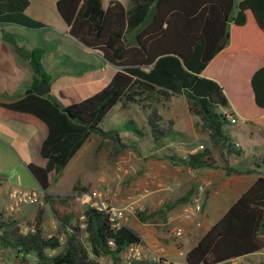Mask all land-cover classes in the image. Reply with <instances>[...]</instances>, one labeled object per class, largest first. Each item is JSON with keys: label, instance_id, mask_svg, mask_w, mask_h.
<instances>
[{"label": "trees", "instance_id": "obj_1", "mask_svg": "<svg viewBox=\"0 0 264 264\" xmlns=\"http://www.w3.org/2000/svg\"><path fill=\"white\" fill-rule=\"evenodd\" d=\"M27 1L0 0V20L31 28L43 26L24 14ZM101 3V0L56 2L74 36L87 46L100 49L108 61L122 66L101 90L66 105L59 104L49 94L29 93L11 101L0 100L2 107L35 114L48 127L40 149L46 165L38 167L29 163V168L44 190L43 197L49 201L59 226L57 234H43L42 206L36 212L32 230L26 233L20 231L16 219L0 217V249L17 258L19 264H100V258L109 260L110 264H162L161 260L149 259L126 263L122 252L128 245L143 241L136 230L127 224L114 227L103 212L88 204L83 209L61 205L65 199H52L46 191L91 133L96 132L112 143L114 157L129 146L118 129L105 130L100 126L114 104L136 103L157 95L168 99L182 94L188 111L208 132L210 146L189 152L185 157L172 156V161L190 169L217 168L213 148H220L222 167L228 174H249L261 168L258 178L228 211L185 251V262L228 264L234 257L257 251L264 243V155L251 168L229 165L226 154L240 155L242 151L235 146L226 125L231 115L236 119H254V123L264 127V0L237 3L236 0H149L148 11L135 19L129 17L128 23L119 1H112L106 10ZM4 37L29 60L34 72L33 86L40 79L49 80L50 75L40 60L42 48L26 49L16 43L13 35L6 33ZM222 58L231 61L228 68L233 70V77L232 73L219 71ZM151 63L147 71L140 67ZM220 107L228 110L224 112ZM161 118L154 109L148 114L153 140L179 134L169 125L162 126ZM123 128L141 133L132 119L126 120ZM74 188H78L76 184ZM190 195L188 191L175 203H164L157 212L167 220L168 211ZM147 215L144 211L136 212L140 220ZM83 222L85 227H81Z\"/></svg>", "mask_w": 264, "mask_h": 264}, {"label": "crops", "instance_id": "obj_2", "mask_svg": "<svg viewBox=\"0 0 264 264\" xmlns=\"http://www.w3.org/2000/svg\"><path fill=\"white\" fill-rule=\"evenodd\" d=\"M112 1L114 0H101L102 9L106 10ZM117 1H119V4L124 9L125 23H128L129 17L135 19L136 16H141L143 12L148 11L151 7L149 0ZM56 2L58 0L27 1L23 12L28 17L42 22L43 26L41 25L37 28L27 27L18 22L0 20V100L11 101L20 97L22 98L28 94L26 93L28 89L34 87V72L29 60L19 54L15 47L5 39L4 34L6 33L13 35L16 43L26 49L42 48L44 53L43 57L40 58L41 64L50 75L48 80L50 92L48 94L61 105L80 101L98 92L112 79L115 72L121 69L122 66H117V64L108 61L100 49L87 46L70 32V25L61 16ZM229 63H231L230 60L222 58L219 63V71L224 74L228 73V75L232 73L233 77V70L228 68ZM151 65L152 63L144 64L140 65V67L147 71ZM64 89L77 90L78 92H82L81 95L83 96L75 99L67 98L59 94V91ZM185 100L184 95L177 94L172 95L168 99L157 95L155 98L152 97L149 100L132 102L126 105L118 102L108 111L100 124L101 128L105 130L111 128L119 130L122 140L129 145L123 150L121 155L126 150L128 152L133 151L135 154L130 152L133 154V164L139 170H151L147 175L144 173L145 175L138 177L136 182L137 189L139 186L140 191L146 185L151 188L150 193L142 200L143 210L141 211L147 209L148 206L152 208L160 203L175 201L180 196L178 195L180 191H184V193L190 192L194 183H196L195 189L199 186L197 197L200 198L202 204L201 213L199 214L201 228L195 231L197 237H195L193 242L189 241L185 236L182 247H177L174 242L171 243L167 234L162 232L158 234L154 233L155 231L153 230L149 232L148 230L144 232L139 231L134 225V220L128 218L127 215L128 221L126 224L136 230L146 244L153 243V237L156 238L157 236V240L160 239V241L164 242V248L166 249V256L164 258L170 264H181L182 261L183 264H186L184 255H179V251L183 250L185 253V251L190 250L198 238L224 215L237 197L258 178L261 171V168L255 167L256 171L249 174H228L222 167L224 165L223 157V163L217 161L219 165L217 168L203 167L190 169V167L184 164L172 161L170 158L172 156L185 157L189 152L193 153L202 149L198 148L199 145H203V147L210 146L208 132L204 131L201 127L202 133L199 134L200 131L196 130L198 118L192 116L188 111ZM229 104L233 110L234 107L230 101ZM138 108L141 110L143 117H140L135 111ZM152 109L161 115L160 124L162 126L166 127L169 125L174 132H178L179 134L176 136L168 135L158 141L153 140L147 124L148 114ZM220 109L224 112L228 110L227 107H220ZM112 115L114 116L113 119L120 117L124 122L122 124H119V122L115 123L111 119ZM128 119L134 120V123L141 132L140 134H135L134 131L123 128V124ZM253 120L243 121H248L255 126L256 128H253V130L241 129L239 126L230 125L233 123H227L226 129L232 137V141L242 151L240 155L226 154L228 164L230 158L245 156L246 153L242 148L247 144H244L242 137H248V140H252L258 133L257 131L264 130V127L254 123ZM47 134V125L35 114L21 113V111L8 109L0 105V199H2V202H0V217L4 220L8 218L16 219L20 228L27 226L25 223L28 221L32 225L37 210L42 206L44 208L42 231L48 230L50 227L59 229L54 217L51 220L46 219L47 216L53 215L50 203L44 199L43 195L40 203L25 204L13 210H9L8 208V192L13 187L38 190L42 194L44 193L38 180L32 174L29 163L38 165V167L46 165V159L40 155V149ZM89 144H94V146L91 147ZM104 144H109L112 147L114 156L112 143L108 140H103L96 132L91 133L80 149L73 154L65 167L71 166L73 161H80L84 164V168L89 170L92 164L90 158L98 154V149ZM247 147L249 148L248 152L251 154L255 150H258L260 155L257 158L260 159L264 155V138L262 137L259 141H252ZM253 162L254 160H250L247 166L249 168L254 167ZM149 175L157 178L159 185ZM50 176L51 173H49V179ZM78 176L73 183V187L78 181ZM86 181V184L81 186L82 189L87 188L90 179H86ZM52 187L51 182L49 189L46 191L50 196L54 191H51ZM202 188L204 191L201 195ZM87 191L89 190H85V192ZM51 197L52 199L58 198L56 195ZM43 199L45 200L44 202ZM63 199L66 200V198ZM61 205L74 206L68 200L66 202L63 201ZM178 213H180V208L172 213H167V222L173 223L179 219L181 220L182 215ZM47 222L51 223L50 227L47 225ZM232 259L238 264H264V243L257 251L246 255L242 254Z\"/></svg>", "mask_w": 264, "mask_h": 264}, {"label": "rangeland", "instance_id": "obj_3", "mask_svg": "<svg viewBox=\"0 0 264 264\" xmlns=\"http://www.w3.org/2000/svg\"><path fill=\"white\" fill-rule=\"evenodd\" d=\"M59 94L67 98H70V99H75L77 97L81 98L83 96L81 95L82 92H78L77 90L72 91L68 89L59 91ZM135 111L140 117H143V114H141L142 112L139 108ZM113 117L114 116L112 115L111 119H113ZM121 120L122 119H120V117L113 119L115 123L119 122V124H122V122H124L123 120L122 121ZM230 125L239 126L241 129H245V130L247 129L253 130V128H256L248 121L243 122L241 120L236 121L235 123L230 124ZM196 126H197L195 127L196 130L200 131L199 134L202 133L203 131L200 129V125H196ZM257 132H256L257 133L256 136L252 138V140H248V137H242L244 144H247L243 146L242 148L246 154L243 157L230 158L229 165L235 166V167H239V166L244 167L245 165L247 166V163L250 162V160H254V162L257 161L258 159L257 156L260 155V152H258V150H255V152L251 154L250 152H248L249 148L247 147L250 145L252 141H259L260 139H262V137L264 138V130H259ZM89 146L93 147L94 144H89ZM98 150H99L98 154H95L92 156V158H90V162H92V164L89 170L85 169L84 164L81 163L80 161L78 162L73 161L71 166L68 165V167L64 168V170L61 172L59 177L53 178L52 179L53 187L51 188V191L52 190L54 191L52 192L51 196L56 195L58 198H66V200H68L70 203H73L75 208L82 209L83 207L87 205V203L83 202L82 200V194L85 193V191L82 190L81 186L86 184L87 182L86 179H90V182L87 185V189L89 191L87 192H90L93 189L96 190L98 188H109L113 191L118 192L116 195V198L121 202L125 200L127 201L130 198L132 199L136 198L138 196V193H140L139 186L137 189V185H136L138 177H140L141 175H145V174L147 175V173L151 172V170H147V169L139 170L133 164L132 159H133V154H135L133 151H130V152H133L132 154L128 152V150H126L123 155H120L117 158H115L112 153V147L109 144L102 145ZM213 151L215 152L216 160L219 163H223L220 148H213ZM77 176H78V181L75 184L77 185L78 188L76 189L73 187V183L76 180ZM149 176L151 177V175ZM57 178H58V181H57ZM91 179H93L94 181ZM195 184L196 183L192 184V189L190 190L191 195L189 199L186 200L185 202H178L172 207L171 210L168 211V213H172L178 208H180V213H178L179 215H182L184 213V206L186 204H192L194 201V198L197 197V195L199 194V186H197L195 189L194 188ZM203 191L204 189L202 188L201 195ZM184 194H185L184 191H180V194H178L180 196L176 198L175 201L171 202V204L175 203ZM44 201L45 200L43 199V202ZM0 202H2V199H0ZM164 203H160L159 205L152 207L153 209L150 206H148V208L144 210V214H148L149 216L147 215L148 217H146L144 220H140L136 216V212L133 214L129 213L128 218H132L134 220V225L141 232H144L146 230H148L149 232L153 230L155 231L154 233L160 234L162 232L164 234H167L169 241L171 243L174 242V244L177 247H182L183 245L182 242L184 240L183 238L185 236L186 238H188L189 241L193 242L195 237H197V235L195 234V231L200 230L201 228V220H200V215H199L201 211L189 220L182 216L181 220L179 219L176 222L169 223L167 222V220H163L161 215L157 212L160 208H162V205ZM201 209H202V204H201ZM51 218H53V216H47L46 219L51 220ZM127 221L128 220H126V223ZM53 223L55 222L53 221ZM30 224H31L30 221L25 223V225H30ZM47 225L50 227L51 223L47 222ZM178 226H182L184 230L180 236H176L173 233L174 229ZM45 230L43 231V234L45 236H48V234H53V233L57 234V231H58V229L52 228V227H50V229H48L46 232ZM157 238L158 236L156 238L153 237L154 242L151 244L150 243L148 244V246L150 247V253L152 254V257H153L152 259L155 262L160 261V260L162 261L165 260L164 257L166 256L165 254L166 249L164 248L165 246L164 242L160 241V239L157 240ZM3 252L6 254L7 264H19V261L17 260V258L9 255L6 250ZM259 259H262V258H259ZM181 264H183V261Z\"/></svg>", "mask_w": 264, "mask_h": 264}, {"label": "built area", "instance_id": "obj_4", "mask_svg": "<svg viewBox=\"0 0 264 264\" xmlns=\"http://www.w3.org/2000/svg\"><path fill=\"white\" fill-rule=\"evenodd\" d=\"M230 123H235L236 121H244L245 119H236L231 115H228ZM198 148H203V145H199ZM154 182H157L158 179L155 177H151ZM160 182V181H159ZM159 185V184H158ZM151 191L150 186L146 185L141 188L140 193L134 199L130 198L129 200L119 201L116 198L117 191H113L109 188H98L93 189L90 192H85L82 194V200L86 202L88 205L93 206L99 212H103L108 220L112 223L114 227H120L123 224H126L127 215L129 213H135L143 210L142 200L143 198L149 194ZM42 192L38 190L25 189L19 187H13L8 192L9 197V210H13L16 208H20L25 204H33L40 203ZM201 211V200L198 197L194 198L192 204H186L184 206V213L182 216L186 219L193 218L196 214ZM84 215H80V219H83ZM81 227H85V223L81 224ZM33 225L24 226L20 228V231L26 233L27 231L32 230ZM183 227L178 226L174 229V234L176 236H180L183 232ZM59 241L62 243L64 238L62 235L59 236ZM179 255H184L183 250L179 251ZM122 258L126 263H129L133 260H141V259H149L153 260L152 254L150 253V247L144 241L138 244H130L128 247L122 252ZM162 264H170L168 260H161ZM0 264L6 263V254L0 249ZM100 264H110V262H106L104 258H100ZM228 264H238L234 259L230 260Z\"/></svg>", "mask_w": 264, "mask_h": 264}, {"label": "water", "instance_id": "obj_5", "mask_svg": "<svg viewBox=\"0 0 264 264\" xmlns=\"http://www.w3.org/2000/svg\"><path fill=\"white\" fill-rule=\"evenodd\" d=\"M50 92V83L45 80H39L38 83L33 87L27 90L26 93H35L40 96H45Z\"/></svg>", "mask_w": 264, "mask_h": 264}]
</instances>
